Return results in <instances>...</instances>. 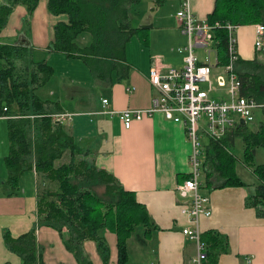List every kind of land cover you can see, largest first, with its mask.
Wrapping results in <instances>:
<instances>
[{"label":"crops","instance_id":"1","mask_svg":"<svg viewBox=\"0 0 264 264\" xmlns=\"http://www.w3.org/2000/svg\"><path fill=\"white\" fill-rule=\"evenodd\" d=\"M8 1L0 0V6ZM169 1L166 0L164 5ZM172 1L179 9L180 0ZM215 5L216 0H191L192 11L200 20L208 18ZM169 17L172 14L165 16L158 12L156 21L148 23L152 25L147 30L148 45L142 42L143 48L134 54L132 60L127 50L132 66L128 77L120 79L114 74L111 80H103L95 77L87 66L90 72L81 69L79 78H59L56 80L57 91L50 90L51 95L58 93V98L52 101L58 102L61 108L58 110L55 105H50L55 120L65 124L97 166L112 173L146 207L153 228L147 233L144 227H138L127 240V264H195L198 252L196 242L182 233L186 217L180 212L183 200L177 192V185L191 170L192 145L184 124L168 120L163 113L156 112L151 117L134 120L130 128H126L117 113H97L106 97L110 102L107 107L115 111L151 106L155 91L148 77L154 56L159 55L164 63L176 67L184 64V53L178 48L186 45L187 36L176 15L171 24ZM60 21L68 22V15L52 13L49 0H39L32 15L25 5L18 4L0 30V41L26 49L30 69L34 62L46 60L42 53L54 52H50L49 46L55 38V26ZM159 30L162 31L161 39L154 44L152 33ZM254 33L255 24H241L238 30L240 60L251 63L257 59L263 63L264 52L256 51ZM162 44L163 48L159 49ZM176 47L178 59L171 55ZM238 68L253 72L254 66L239 64ZM131 86L135 87L134 91L127 90ZM57 114L67 115L59 119ZM7 146L9 149V141ZM209 170L213 171L211 167ZM251 172L250 182L241 178L247 183L244 186L218 187L223 180L216 172L210 183L205 177L202 180V191L210 196L213 208L211 217L202 218V230H214L229 241L228 250L219 253L218 264H264V217L259 215L258 208L248 203L249 196L261 180L252 169ZM7 174L0 168V264L5 261L12 264L23 262L21 256L7 246L5 234L19 236L33 228L36 229L38 252L45 264H82L66 247L60 231L39 224L38 193L45 188H42L44 182L41 177L36 172L25 173L20 189L15 193L5 186ZM63 233L67 234V231ZM101 234L109 244L110 259L105 263L96 242L88 240L83 246L89 259L87 264H119L117 234L110 229L101 230ZM134 237L139 240L135 241L136 246Z\"/></svg>","mask_w":264,"mask_h":264},{"label":"trees","instance_id":"2","mask_svg":"<svg viewBox=\"0 0 264 264\" xmlns=\"http://www.w3.org/2000/svg\"><path fill=\"white\" fill-rule=\"evenodd\" d=\"M142 1L49 0L52 13L69 17L68 22L56 24L50 52L64 53L68 58L82 60L95 77L103 80H111L114 74L120 79L128 77L132 67L127 57L128 44L132 38L139 37L148 45L147 30L152 27L151 24L132 25L131 11ZM165 1L155 0V5L162 6ZM38 2L10 0L2 4L0 30L16 5H25L32 15ZM208 20L213 24L217 21L240 25L264 24V0H216ZM85 33H89L92 40L80 45L77 40ZM226 34V30L214 31L221 64L228 61ZM27 55L23 47L0 41V116H8L9 141L4 158L8 173L5 186L17 193L24 174L36 172L51 184L38 193L39 224L60 231L66 247L74 252L82 264L89 263L83 247L88 240L95 241L104 262L109 261L110 247L101 230L110 229L118 237L119 264H127V240L138 227H144L147 233L153 228L146 207L112 173L97 166L96 161L88 157V152L78 145L65 124L55 120L50 105H55L59 110L60 104L45 100L36 93L54 75V67L45 59L34 62L30 69L18 66L17 61H27ZM239 64L254 66L253 72L238 68L242 93L264 103V62L257 59L251 63L239 60ZM258 116L257 129L243 126L221 141H208L204 167L207 183L211 182V176L216 172L223 180L218 187L247 185L236 172V158L232 150L236 138L242 136L245 162L261 180L249 196L248 203L258 208L259 215L264 217V164L255 161L257 148L264 147V108ZM67 153L69 162L57 164ZM98 184L104 187L105 196L98 195L92 189ZM64 230L67 234L63 233ZM4 237L7 246L21 256L22 264H45L38 252L35 228L19 236L6 233ZM202 239L207 252L204 264H218L219 253L228 250V238L208 230L202 233ZM2 264L12 263L5 261Z\"/></svg>","mask_w":264,"mask_h":264},{"label":"built area","instance_id":"3","mask_svg":"<svg viewBox=\"0 0 264 264\" xmlns=\"http://www.w3.org/2000/svg\"><path fill=\"white\" fill-rule=\"evenodd\" d=\"M176 17L187 36L186 45L178 48L184 53V64L176 67L164 63L159 55L153 57L148 77L155 91L151 106L115 111L107 107L110 102L106 97L102 99V109L97 113H117L126 128H130L134 120L151 117L156 112L163 113L168 120L184 124L192 145L189 159L192 168L188 178L177 185V192L183 200L180 212L186 217L182 233L197 244L195 264H204L207 252L202 239V218L213 214L210 196L202 191L205 146L210 140L221 141L236 129L253 123L264 108V103L242 93V80L238 72L241 59L238 39L240 24L225 21L213 24L208 18L200 20L192 11L191 0H180ZM216 29L227 31L226 64L220 63L214 38ZM254 34L255 49L262 53L263 23L255 24ZM199 49L205 52L203 58L197 53ZM127 90L134 91L135 87H127ZM66 115L57 114V117L64 119ZM4 117L8 116H0V119ZM242 120L245 121L244 125L241 124Z\"/></svg>","mask_w":264,"mask_h":264},{"label":"rangeland","instance_id":"4","mask_svg":"<svg viewBox=\"0 0 264 264\" xmlns=\"http://www.w3.org/2000/svg\"><path fill=\"white\" fill-rule=\"evenodd\" d=\"M154 7V8H153ZM178 11V7L176 6L175 2H173L172 0L169 1V3H166L164 6H156L153 0H143L137 7L135 10L131 11V19H132V25L134 26H139V25H144V24H148L151 23L153 21H156V16L158 14V12L162 15L165 16H169L170 14H172V17L168 18V22L169 24H171L173 22V16L176 15ZM136 12V13H135ZM161 30H159L158 32L155 31L154 33H152V42L154 41V44H156L157 42L160 41V37H161ZM92 40V37L89 33H85L83 35H81L78 38V43L80 45H86L88 43H90ZM142 46V41L139 37H135L132 39V41L129 42L128 44V49H129V54H130V60H132L134 54L136 53H140ZM156 47V46H155ZM159 49L163 48V44L158 46ZM150 48H152V45L150 46ZM175 51L172 52V57L178 59V52H177V47L174 48ZM147 52V51H146ZM197 53L203 58L205 56V52L203 49H199L197 50ZM178 55V56H177ZM41 56L43 58H46V61L51 64L54 68V75L51 77V79L42 87L39 88V90H37V94L43 98V99H50V100H55L58 98V93L56 95H51L50 94V90H56V80H59V78H75L80 76V72H82L81 69H86L88 70V72H90V70L88 69L87 65L80 59H71L68 58L66 55H64L63 53H58V52H51V54L49 52H44L41 54ZM212 58H214V53L212 54ZM17 65L18 66H27V61L26 60H18L17 61ZM91 75V74H90ZM259 116L256 115L255 120L253 121V123H249L247 124V127L250 128V126L255 130L257 129L258 125H259ZM8 121L7 119H0V168L4 171L7 172L6 167H5V163H4V158L6 155V151L8 150V131H7V127H8ZM206 140V139H205ZM244 140L242 139V136H238L236 138L235 141V146L232 147V150L234 152L235 158H236V172L237 174L247 180V182H250V179L252 178V172L250 167L246 164L245 162V151H244ZM69 155L66 154L61 160L57 161L56 163L59 164L60 162H69ZM256 163H261L264 162V147H259L257 150V155L255 158ZM192 168V167H191ZM203 171V176H202V180H204V177L206 175V169L205 167L202 168ZM44 182L43 187H47L50 186L51 184L47 181H45L43 178H41ZM206 180V178H205ZM55 184H52V186H54ZM205 189H207L206 187H204ZM203 188V189H204ZM92 189L100 196H103L104 193V187L100 186L99 184L96 186H92ZM42 191V189H41ZM40 192V191H39ZM105 196V195H104ZM133 244L134 246H136L135 241H139L137 239V237L133 238ZM18 254V253H17ZM131 254L132 256L134 255L133 250H131ZM20 256V255H18Z\"/></svg>","mask_w":264,"mask_h":264},{"label":"water","instance_id":"5","mask_svg":"<svg viewBox=\"0 0 264 264\" xmlns=\"http://www.w3.org/2000/svg\"><path fill=\"white\" fill-rule=\"evenodd\" d=\"M241 124H242V125H244V124H245V121H244V120H242V121H241Z\"/></svg>","mask_w":264,"mask_h":264}]
</instances>
